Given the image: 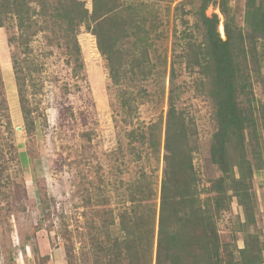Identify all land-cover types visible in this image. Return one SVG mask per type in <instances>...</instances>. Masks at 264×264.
Returning <instances> with one entry per match:
<instances>
[{"label": "trees", "instance_id": "1", "mask_svg": "<svg viewBox=\"0 0 264 264\" xmlns=\"http://www.w3.org/2000/svg\"><path fill=\"white\" fill-rule=\"evenodd\" d=\"M197 1V8L187 13L194 17L191 28L199 31L200 37L186 22L177 58L200 81L214 105L216 131L210 158L221 176L211 181L207 189L210 197L204 201L199 199L192 165L196 129L193 121L177 109L175 61L170 64L164 121L136 125L140 99L133 91V81L160 75L149 60L155 21L144 14L142 3L91 0L88 9L81 0H0V29L8 31L10 48L6 62L13 72L26 133L33 132L40 119L32 83L42 64L33 55L32 42L39 33L54 30L66 63L79 77L83 62L77 35L83 26L94 37L97 51L106 62L124 122L134 126L126 133L132 153L140 159L136 147H146L158 159L163 149L158 212L149 204L151 189L140 179L143 176L139 177L129 188V205L117 215L124 236L107 239L104 247L98 245L107 264H264V244L258 234L247 231L242 248L223 245L215 219L236 198L243 209V224L247 227L256 223L252 176L264 166V125L252 90L251 68L255 72L264 54V0H245L243 23L247 30L238 24L230 0ZM209 7L218 13L208 16ZM219 15L224 38L217 30ZM125 43L131 48L123 49ZM13 133L0 64V199L8 198L5 189L14 184L9 174L11 165L25 163V155L17 152Z\"/></svg>", "mask_w": 264, "mask_h": 264}, {"label": "rangeland", "instance_id": "2", "mask_svg": "<svg viewBox=\"0 0 264 264\" xmlns=\"http://www.w3.org/2000/svg\"><path fill=\"white\" fill-rule=\"evenodd\" d=\"M81 1L91 8V0ZM133 1L142 3L144 14L155 21L149 60L158 73L160 70V75L147 80H132L133 91L140 99L136 125L164 121L170 64L175 61L177 109L193 121L196 129L192 165L199 199L204 201L210 197L207 189L211 181L221 176L210 158L216 131L214 105L200 81L177 58L185 23L190 28L195 23L187 11L196 9L198 1ZM230 7L238 24L247 30L243 23L245 0H230ZM206 13L210 16L218 11L209 7ZM192 29L200 37V32ZM217 30L224 38L220 15ZM7 37L8 31L1 28V76L14 128L13 142L17 152L25 155V163L11 165L9 174L14 184L5 189L8 198L0 199V264H107L98 245L104 247L107 239L124 236L117 215L129 205V188L139 177L143 176L140 179L151 189L149 204L158 212L163 149L158 159L146 147H136L140 159L132 153L126 133L134 126L124 122L106 62L97 51L94 37L83 26L77 35L83 62L79 77L66 63L54 30L39 33L32 42L33 55L42 64L32 83L40 119L35 130L26 133L13 72L6 62L10 53ZM130 48L129 43L124 44L123 49ZM251 71L252 90L264 125V54L255 72L253 68ZM163 130L162 123V143ZM252 188L255 225L243 224V209L232 198L228 208L215 217L221 244L242 248L247 231L258 234L264 244V166L253 173Z\"/></svg>", "mask_w": 264, "mask_h": 264}, {"label": "crops", "instance_id": "3", "mask_svg": "<svg viewBox=\"0 0 264 264\" xmlns=\"http://www.w3.org/2000/svg\"><path fill=\"white\" fill-rule=\"evenodd\" d=\"M263 241H264V228H263V235H262Z\"/></svg>", "mask_w": 264, "mask_h": 264}]
</instances>
